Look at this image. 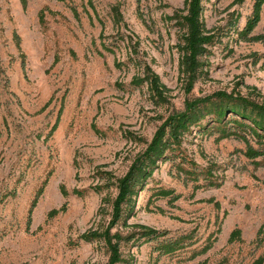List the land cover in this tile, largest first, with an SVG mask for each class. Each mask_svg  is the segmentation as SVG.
<instances>
[{
  "label": "rangeland",
  "instance_id": "374dc122",
  "mask_svg": "<svg viewBox=\"0 0 264 264\" xmlns=\"http://www.w3.org/2000/svg\"><path fill=\"white\" fill-rule=\"evenodd\" d=\"M254 1L203 0L202 19L215 40L202 57L206 72L188 89L178 72L182 30L170 19L175 11L185 13V0H0V264H106L104 243L80 238L110 219L117 190L101 172L125 174L166 117L189 100L219 91L264 100V44L238 36ZM261 33L264 4L252 31ZM134 55L167 88L157 104L146 83L131 85L142 72L130 61ZM182 148L197 170L215 168L220 184L195 189L161 161L135 198L128 226L113 230L125 235L142 225L170 238L191 234L185 243L192 244L160 255L155 240L123 241L122 258L129 264L264 258V241L253 242L264 216V155L255 164L243 141L217 133L194 132ZM197 184H204L202 176ZM159 188L180 198L173 204L157 199L152 194ZM235 228L241 238L228 242ZM215 237L207 252L191 257Z\"/></svg>",
  "mask_w": 264,
  "mask_h": 264
},
{
  "label": "trees",
  "instance_id": "16d2710c",
  "mask_svg": "<svg viewBox=\"0 0 264 264\" xmlns=\"http://www.w3.org/2000/svg\"><path fill=\"white\" fill-rule=\"evenodd\" d=\"M64 2L65 0H57ZM203 0H185V13L175 11L170 19H175L179 29L182 30L181 37L177 43L178 72L180 78L185 81L188 89H191L194 82L206 71H204L205 62L203 56L209 54L208 46L215 40V35L206 28L202 19ZM264 0H255L252 14L238 36L245 41L260 42L264 44V33L252 34L253 29L260 20V11ZM71 10L77 17L76 8L71 6ZM103 48L112 50L111 47L103 43ZM132 53H136L135 47ZM132 63L142 68L141 75H134L131 79V85L140 86L146 83L150 98L157 104L158 101L165 99L166 86L161 82L157 73L148 65L146 61L138 59L137 55L129 57ZM264 62V61H263ZM22 65H24L22 61ZM196 132L197 135L218 134V139L233 136L243 141L247 147L245 154L254 161L255 158L264 155V100L257 102L240 95L216 92L202 98L189 100L185 108L179 112L169 114L163 123L158 127L151 141L146 145L142 152L138 153L132 160L125 174L121 177H114L111 173H103L100 177L108 184H114L116 195L110 201L111 214L105 227L100 229H90L80 235L84 242L101 241L108 251V260L106 264H129L122 258L120 245L123 241H132L136 243L149 242L155 240V250L160 255L171 254L184 246L192 244L185 243L191 238V234L181 235L176 238L166 237V231H158L147 226H136L137 231L128 232L123 235L119 230H113L118 225L128 226L127 218L134 206L135 198L145 187L153 172L157 169L159 162L169 161L172 166L178 169L179 174H183V181L190 180L194 183L195 189L201 186H218L220 183L213 177L210 167L203 170H197L196 163L189 158L183 151L182 144L187 137ZM250 139L257 145L255 148ZM178 159V160H177ZM258 164L257 161H254ZM184 164H187L185 167ZM179 176V175H178ZM202 176L204 184H197L198 177ZM113 180V181H112ZM101 186H94L95 192H100ZM62 193L67 194L64 190ZM74 194H82L83 191L74 190ZM34 197L31 207L28 210V223L33 207L35 206L39 194ZM152 196L157 199L167 198L170 204H173L180 198L174 190L159 188L154 191ZM106 200V199H105ZM108 203L109 201H104ZM57 213L58 210H52ZM28 227V226H27ZM161 238V239H160ZM241 230L233 229L228 237V242L240 240ZM216 237L207 239V242L201 249L193 251L191 257L204 254L214 244ZM264 241V216L258 227L253 242L260 246ZM263 256H258L251 264H263Z\"/></svg>",
  "mask_w": 264,
  "mask_h": 264
}]
</instances>
